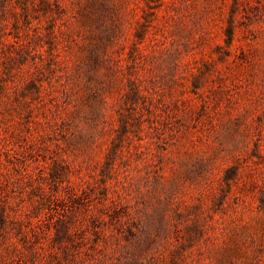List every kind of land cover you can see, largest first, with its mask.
<instances>
[{
    "label": "rangeland",
    "instance_id": "374dc122",
    "mask_svg": "<svg viewBox=\"0 0 264 264\" xmlns=\"http://www.w3.org/2000/svg\"><path fill=\"white\" fill-rule=\"evenodd\" d=\"M36 13L35 47H49L36 73L38 108L28 122L11 109L0 123L30 165L62 158L71 180L94 186L93 203L107 195L126 205L140 235L119 245L111 237L117 251L107 255L124 264H264V0H49V12ZM92 45L114 69L97 123L82 84L92 82L82 72ZM119 113L140 119L141 130L130 126L102 175ZM0 171L15 174L9 164ZM10 180L2 195H20L21 209L38 216L48 211ZM103 217L109 232L115 224Z\"/></svg>",
    "mask_w": 264,
    "mask_h": 264
},
{
    "label": "trees",
    "instance_id": "16d2710c",
    "mask_svg": "<svg viewBox=\"0 0 264 264\" xmlns=\"http://www.w3.org/2000/svg\"><path fill=\"white\" fill-rule=\"evenodd\" d=\"M38 10L47 14L49 0H0V122L5 111L14 109L18 119L24 117L27 121L38 108L36 101L41 83L36 73L41 67L43 52L49 57V47L43 48V52L35 47L43 35L33 21L39 18L35 14ZM97 47L92 45L88 51V70H81L93 82L82 83L88 93L86 105L89 120L93 123H97L100 115L105 116L107 107L102 92L105 85L111 84L114 72L109 57H104ZM132 91L130 95L138 93V89ZM69 103L67 91L60 102L64 111L59 118L62 124L66 123L71 112ZM145 109L148 112V108ZM117 118L119 125L112 128L115 133L110 140L102 175L113 167L112 158L122 142L129 139L130 126L134 123L141 130L140 119L135 118L132 123L122 113ZM6 131L7 128L0 123V168L9 164L15 174L10 176L8 171H0V264L12 261L49 264V258L54 259L55 264H124V261L112 260L107 255L117 251V247L110 246L109 239L112 237L119 245V239L130 242L133 237L138 239L140 234L133 232L132 216L120 198L108 197L106 186L103 187L105 194L103 190L101 193L106 195L104 199L107 202L99 200L100 205L93 203L94 186L90 182L82 186L80 182L71 180L68 177L70 167L62 158H54L49 163L35 156L34 165H30L22 152L11 144ZM32 146V142L28 143L29 153L34 150ZM9 177H12L9 181L12 186L28 187V197H39L40 201L33 207H45L48 211L38 216L35 212L21 209L20 195L11 198L7 194L2 195ZM100 180L104 182L103 178ZM77 208H81L82 217L77 215ZM104 214L109 222L115 224L109 232L103 226ZM108 248L111 251H107Z\"/></svg>",
    "mask_w": 264,
    "mask_h": 264
}]
</instances>
